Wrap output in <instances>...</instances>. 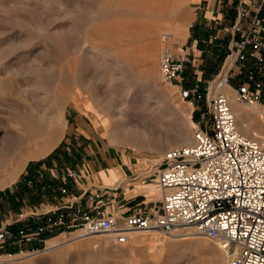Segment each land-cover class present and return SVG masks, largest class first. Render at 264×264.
Segmentation results:
<instances>
[{
    "label": "rangeland",
    "instance_id": "obj_1",
    "mask_svg": "<svg viewBox=\"0 0 264 264\" xmlns=\"http://www.w3.org/2000/svg\"><path fill=\"white\" fill-rule=\"evenodd\" d=\"M183 1L0 0V138L7 130L18 132L13 118L26 111L46 129L32 151L36 156L8 171L4 181L5 175L0 177V228L16 221L12 227L18 229L37 220L28 222L29 214L51 208L47 202L56 197V187L45 178L30 185L28 168L61 147L74 95L89 102L105 137L116 135L112 144L136 158L143 170L192 141L200 113L207 119V110L202 100L195 102L198 109L179 96L177 86L163 83L158 67L163 35H174L176 51L188 47L179 39L186 28L175 18ZM230 81L237 84L239 77ZM227 94L234 107L249 115L246 121L235 118L237 129L264 140V119L253 116L252 106L237 102L234 89ZM257 105L264 108V98ZM49 119L57 122L60 138L49 153L37 156L52 137L55 124L49 126ZM127 134H140L141 140ZM150 232L131 233L133 239L116 244L103 235L75 238L77 231H57L33 250L0 244V264H226L219 247L192 229L160 233L167 249L162 247V259H157L158 248L136 240Z\"/></svg>",
    "mask_w": 264,
    "mask_h": 264
},
{
    "label": "built area",
    "instance_id": "obj_2",
    "mask_svg": "<svg viewBox=\"0 0 264 264\" xmlns=\"http://www.w3.org/2000/svg\"><path fill=\"white\" fill-rule=\"evenodd\" d=\"M230 31L227 51L217 57V70L210 78L203 77L201 64L182 46L176 51L173 34L163 35L158 55L161 81L176 85L179 96L198 109L195 102L202 100L209 117L200 113L192 141L174 148L145 171L154 176L160 190L157 208L128 215L104 214L101 208L89 210L77 204V197H70L60 208L29 214L28 222L37 220L15 231L11 227L16 221L3 225L0 244L9 242L22 250L23 244L45 242V236L57 231H78L80 237L103 235L124 244L133 232L173 234L192 228L219 247L227 257L226 264H264V140L254 132L245 135L237 129L223 92L229 85L237 102L248 107L260 104L264 93V0H238ZM228 58L230 65L225 69ZM233 77H239L237 84L231 83ZM74 175L66 172L63 176ZM61 176L57 167L49 171L52 181ZM32 181L35 183L28 179L30 185ZM58 190L67 194L66 187Z\"/></svg>",
    "mask_w": 264,
    "mask_h": 264
},
{
    "label": "crops",
    "instance_id": "obj_3",
    "mask_svg": "<svg viewBox=\"0 0 264 264\" xmlns=\"http://www.w3.org/2000/svg\"><path fill=\"white\" fill-rule=\"evenodd\" d=\"M237 4L238 0H184L176 12L175 18L186 28L185 36L179 37L184 40V45L188 43L186 51L183 50L201 64L204 78H210L216 72L217 57L227 51ZM263 98L264 93L260 104ZM87 104L89 102L79 95L72 96L61 147L44 163L30 165L29 172L25 171L27 178L37 184L39 176L49 179V171L54 167L62 176L66 172L75 174L73 177L61 176L57 181L49 179V185L57 189L56 197L47 202L51 208L62 207L70 197H77V204L89 210L99 207L104 214L128 215L143 208H157L161 195L154 176L146 175L148 168L143 170L136 158L109 142L103 134L100 117ZM59 186L67 188L66 195L59 193ZM40 243L34 241L23 245L33 249ZM3 245L18 249L9 242Z\"/></svg>",
    "mask_w": 264,
    "mask_h": 264
},
{
    "label": "bare ground",
    "instance_id": "obj_4",
    "mask_svg": "<svg viewBox=\"0 0 264 264\" xmlns=\"http://www.w3.org/2000/svg\"><path fill=\"white\" fill-rule=\"evenodd\" d=\"M230 61L228 60L225 63V69L230 65ZM5 83H8V81L6 80ZM169 85H174V84H169ZM224 89L226 91L225 95L228 98L227 93L230 91H233V88H231L229 85H226ZM229 105H230V109H231L234 117L238 118L239 121H246L249 119L248 113L243 112L238 107H234L231 100L229 101ZM254 105H257V103ZM252 109L254 110L253 116H256L259 120L264 119V108L257 105V106H252ZM24 111H25V109H24ZM50 118H52V117H50ZM13 122L19 126L17 128L18 132H13V131L7 130V131H5L4 136H2L0 138V177L2 174L5 175L3 178V181L5 180L6 176H10V174L7 173L8 171H10L11 169H14L15 166H17L18 164H24L28 158L36 156L35 154L32 153V151L35 149L36 146H38V140L37 139L39 137H41L42 135H44V133L46 132L45 125L41 124L43 122H40V121L38 122L37 118L32 113H30L29 111L24 112L21 116L18 114H15V116L13 118ZM46 122H48V121H46ZM55 123H57V122H55L52 119H49V123H48L49 126L54 125ZM242 125H244L245 127L248 126V124H246V123H242ZM52 127H51L52 128V130H51L52 137L50 138L49 141H47V143L45 142V147L37 156L46 155L57 144V142L60 138V130L58 129V126H56V124H55V126H52ZM3 129H5V128H3ZM117 133H118L117 134L118 136L119 135L124 136V134H122L121 132H117ZM254 133L256 135H258V133H256V132H254ZM139 135L138 134L137 135L127 134V137L128 138H135V139H138L140 141L141 137ZM108 136H109L110 143H114V137L116 138V135L114 137L111 134ZM36 149H37V147H36ZM3 181L0 184V187L4 186ZM187 229H192V228H187ZM150 231H151L150 233L136 236V240L147 241L150 244L151 248H154V247L158 248L159 250H156V253H154L155 254L154 256L157 259H159L161 256V251L163 249L162 247H164V249H165V245L167 244L166 243L167 240L164 239L165 237L160 235L161 232H158V231L154 232L156 230H150ZM133 233H135V232H133ZM132 235H131V233L129 234L128 241L130 239H133ZM78 237H80V235L76 236L75 238H78ZM49 243L51 244V247L55 246V245H52L53 244L52 242H49ZM153 252H154V250H153ZM160 259H162V258H160Z\"/></svg>",
    "mask_w": 264,
    "mask_h": 264
}]
</instances>
